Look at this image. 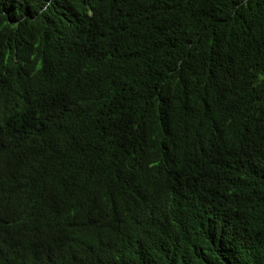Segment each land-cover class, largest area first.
Instances as JSON below:
<instances>
[{
  "label": "trees",
  "instance_id": "16d2710c",
  "mask_svg": "<svg viewBox=\"0 0 264 264\" xmlns=\"http://www.w3.org/2000/svg\"><path fill=\"white\" fill-rule=\"evenodd\" d=\"M44 66L76 88L0 130V264H73L79 250L104 264L130 233V264H264V0H0V107L26 102ZM215 137L226 165L245 166L236 185L230 168L192 180L158 165L161 148L186 165ZM138 149L152 154L139 163ZM66 186L95 195L91 211L43 231L28 197L61 201Z\"/></svg>",
  "mask_w": 264,
  "mask_h": 264
},
{
  "label": "clouds",
  "instance_id": "9594fccd",
  "mask_svg": "<svg viewBox=\"0 0 264 264\" xmlns=\"http://www.w3.org/2000/svg\"><path fill=\"white\" fill-rule=\"evenodd\" d=\"M72 74L69 71L66 70H59L57 68H52L50 66H44L41 69V72L38 75H32L31 81L36 79V84L32 87L25 90V100L26 102H22L17 106L16 110H13L14 107L13 104H10V107L8 105H4L0 107L1 110H4V114L6 115L5 118H0V130L8 129V131L11 134L12 128L16 126V122L18 119L26 118L28 115H30L35 109L34 106H39L42 104L43 106L49 105L51 102L56 101L62 102L67 96H69L71 90L76 88V84H73L71 82ZM1 83V82H0ZM0 89L2 87L0 86ZM121 92H115L114 98H119L121 95ZM41 105V106H42ZM4 108V109H3ZM12 112L15 113V116L13 117ZM97 124L94 121L90 127L91 136H95L96 134V128ZM213 126H209L208 129H211ZM100 136V135H98ZM101 138V137H100ZM220 138V137H219ZM219 138H213V140L210 142L209 139H204L202 143V149H193L190 148L188 151V160L187 164L185 165L183 157L179 155L178 153L172 152L169 148H161L163 150V154L161 156V159L158 162V165L160 168L169 170V171H178V178H181L182 175L189 169L191 170L193 177L192 180H194L197 177H202L206 173H211L214 171V168L216 167H226L230 168L233 171V175L236 178L235 185L237 184L238 177H237V169L239 166H243L239 163H232L229 162V165H226L227 159L230 157L223 153H216L214 152V148L216 144L220 141ZM35 141L34 138H30ZM102 143V142H101ZM260 146L262 152H264V133L262 132V135L260 137ZM93 148L94 151H89L86 145V141L84 139L80 140V147H79V161H82L88 165H94L98 161V150L96 149V145L90 146ZM104 148V145L102 146V149ZM203 148H206L207 150H204ZM51 152L42 147V151L40 156H46L50 154ZM53 154V153H52ZM150 151L144 150H136L134 153V158L139 161V163L151 156ZM212 158L211 162V169H203V170H196V168L191 166L190 164L195 159H203V158ZM125 163V166L127 163L123 160V164ZM245 167V166H243ZM264 169V166L260 167ZM131 170V169H130ZM128 170L127 172H129ZM87 174H80V173H74L72 180H70V183L75 181L79 177L86 176ZM162 180H159L160 183ZM62 183V182H60ZM67 189H69L67 193L68 197L64 196L62 200L60 201L58 198L53 200L51 197L43 198V197H34L29 196L28 198L32 201H34L39 206V211L36 213L37 221L39 224L42 222V228L43 231L45 227H66L67 224H70L74 219L81 216L82 214L88 213L91 211L92 202L95 199L94 196H90L88 194L86 197H81L77 195L75 192H73L69 186H66ZM65 188V189H66ZM183 197V199H186V192L184 189H181L179 191ZM62 194V192H61ZM188 199V198H187ZM69 201L68 204H65L64 202ZM90 203V204H89ZM185 207H188L187 203H184ZM73 207V210H72ZM93 216V215H92ZM192 219V217H190ZM128 224L133 226L138 222V219L134 216H131L128 221H126ZM182 226L184 229H188L190 227V219L186 217V214H184V219L182 222ZM146 227H142L141 230L145 229ZM132 234L136 237L134 239L132 237ZM127 234L125 239L127 242L123 243V246H112L117 247L118 249H121V254L115 255L112 259H101V262L104 264H121L122 262H125L126 264H130L132 262L131 260L127 259L128 255H131V250L136 249L137 246V236L140 234L135 233ZM134 245V246H130ZM139 247V246H137ZM253 254H256V248H252ZM173 251L170 250L168 252V257L170 258L172 256ZM169 258L166 261H169ZM13 261L16 259H12ZM72 260L75 262L73 264H92L93 259L92 255L84 250L76 251L73 256Z\"/></svg>",
  "mask_w": 264,
  "mask_h": 264
}]
</instances>
